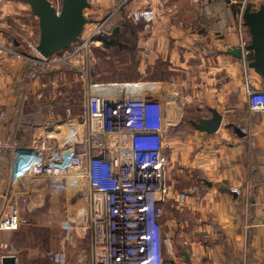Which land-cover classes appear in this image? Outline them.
Returning <instances> with one entry per match:
<instances>
[{"label": "crops", "instance_id": "1", "mask_svg": "<svg viewBox=\"0 0 264 264\" xmlns=\"http://www.w3.org/2000/svg\"><path fill=\"white\" fill-rule=\"evenodd\" d=\"M17 1H7L0 12L14 13L21 5ZM123 1L88 0L104 15ZM128 5L151 7L156 14L151 31L136 32L135 50L153 66L158 63L165 76L162 88L169 94L182 87L191 91L182 113L171 111L165 131L170 193L162 230L176 252L170 264H184L180 249L187 252L188 264H264V112H254L246 95L248 89L264 90V79L248 68L252 55L242 49L249 42L242 4L130 0L127 11ZM22 15L30 24V39L38 41V20L30 11ZM120 15L109 20L115 27ZM3 34L0 29V111L8 115L1 130L21 147L0 150V217L15 210L23 223L17 231H0V264L4 257H14L17 264H52L55 252H64L71 264H85L93 243L81 217L85 184L53 183L28 173L37 157L32 149L48 132L58 155H64V144L74 138L65 133L79 118H59L53 102L39 99L37 89L44 84L36 67L46 64L27 61L16 44L8 48ZM239 49V58L231 54ZM212 111L222 117L215 133L192 126L211 119ZM48 121L54 125L43 132ZM178 193L186 194L182 207L175 203Z\"/></svg>", "mask_w": 264, "mask_h": 264}, {"label": "built area", "instance_id": "2", "mask_svg": "<svg viewBox=\"0 0 264 264\" xmlns=\"http://www.w3.org/2000/svg\"><path fill=\"white\" fill-rule=\"evenodd\" d=\"M48 1L57 11L60 9L62 0ZM84 15L89 18L87 10ZM154 19L155 12L150 7L137 8L132 13V20L143 22L148 31L152 30ZM106 21L100 20L89 31L87 38L74 49L73 56L103 33ZM36 45L32 51L38 61H32L51 63L40 59ZM246 46L242 44V49L248 56L251 53L245 50ZM246 95L251 109L263 113L264 90L248 89ZM180 102L175 94L153 90L113 94L94 92L88 86L78 123L81 131L74 128L65 133L73 134L76 140L66 141L64 155H58L52 132L41 138L42 145L32 149L37 156L32 158L28 171L32 177L86 186L81 217L87 222L93 243L85 264H164V252L171 260L176 257L170 239L162 231L161 221L170 193L165 159V131L169 125L166 109ZM7 115L0 111V150H19V142L1 130ZM53 125L48 121L42 131ZM232 192L240 193L237 189ZM185 202L186 194L178 193L177 207ZM22 223L17 211L4 212L0 231H17ZM51 260L52 264H71L64 252L53 253Z\"/></svg>", "mask_w": 264, "mask_h": 264}, {"label": "rangeland", "instance_id": "3", "mask_svg": "<svg viewBox=\"0 0 264 264\" xmlns=\"http://www.w3.org/2000/svg\"><path fill=\"white\" fill-rule=\"evenodd\" d=\"M7 1L9 0H0V6L6 4ZM51 1L56 3V0ZM129 1L124 0L119 7L106 11L105 15L101 13L100 8H91L90 6L87 11L89 18L92 19V23L84 28L79 42L75 43L69 50L59 52L48 59L54 65L46 63V65H38L36 67L40 83L44 84L43 87H38L37 89L40 96L39 99H45L48 105L53 102L52 109L54 113L60 114L59 118L71 116L72 118H79L78 120L81 121L84 92L88 86L89 89L92 87L94 92L99 93L124 94L153 90L169 94L170 89L162 88V80H164L165 76L160 71L158 63H155V66H153L150 64L151 61L147 56L142 55L141 57L135 50L137 43L136 32H143V29L148 31V29H145L143 22H134L132 20V13L137 8L135 7L134 9L133 5H128L130 9L127 11L126 6L129 4ZM235 1L240 2L239 0ZM247 1L252 4L253 8H259L264 0ZM17 2H20L19 4L21 5H17L11 10L14 13L7 11H4L6 13L0 12V29L3 31V35H6L7 47L14 50L16 43L19 55H22L24 59L30 62L29 58H38L32 51V47L38 41L34 42V37L30 39L29 32H27V27L30 24L22 17V12L25 11L26 13L30 11L29 6L22 1L18 0ZM240 3L244 7V2ZM115 15L123 16L117 21L120 23V28L118 27L119 36L112 33L115 26L110 23L112 17H115ZM100 20L108 21H106L108 24L103 29V33H100L99 37L90 41L87 44V48H84L82 52L73 56L74 49L81 44L82 40L87 38L89 31L93 27H97V23ZM117 22L114 24L118 25ZM151 27H153V23ZM65 56L67 58L63 62ZM61 59L62 62L60 61ZM190 92V90H183V87L182 89H178L175 95L181 102L178 106L170 104L167 107V123L171 121V111H175V114L179 113L178 115L182 113L183 109L187 106L189 96H191ZM76 125L78 123L75 121L73 125L69 126L70 131ZM78 128H81V126ZM27 220H29V217ZM163 260L164 264H170V255L167 252H164Z\"/></svg>", "mask_w": 264, "mask_h": 264}, {"label": "water", "instance_id": "4", "mask_svg": "<svg viewBox=\"0 0 264 264\" xmlns=\"http://www.w3.org/2000/svg\"><path fill=\"white\" fill-rule=\"evenodd\" d=\"M20 1L29 6L31 14L38 20L39 35L35 51L43 60L69 50L79 42L84 27L92 23V19L84 15V11L90 8L88 0H62L58 11L48 0ZM239 1L244 2L242 20L249 36L245 50L252 55L248 68L264 79V1L259 8H253L247 0ZM112 33L117 34L118 27L113 28ZM231 54L239 58L240 49L234 50ZM31 60L38 61L35 58ZM211 113V119L197 124L192 123V126L201 132L215 133L221 126L222 117L216 111ZM233 130L238 137H243L238 128L234 127ZM179 253L184 257V264H188L190 259L187 252L180 249ZM2 264L17 263L14 257H4Z\"/></svg>", "mask_w": 264, "mask_h": 264}, {"label": "trees", "instance_id": "5", "mask_svg": "<svg viewBox=\"0 0 264 264\" xmlns=\"http://www.w3.org/2000/svg\"><path fill=\"white\" fill-rule=\"evenodd\" d=\"M117 36V35H116Z\"/></svg>", "mask_w": 264, "mask_h": 264}]
</instances>
